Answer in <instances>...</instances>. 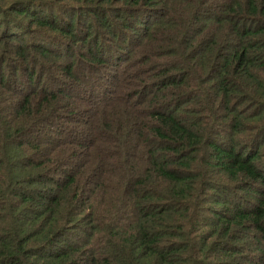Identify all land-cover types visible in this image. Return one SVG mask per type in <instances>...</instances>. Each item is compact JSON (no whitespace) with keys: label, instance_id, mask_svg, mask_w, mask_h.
<instances>
[{"label":"trees","instance_id":"1","mask_svg":"<svg viewBox=\"0 0 264 264\" xmlns=\"http://www.w3.org/2000/svg\"><path fill=\"white\" fill-rule=\"evenodd\" d=\"M0 264H264V0H0Z\"/></svg>","mask_w":264,"mask_h":264}]
</instances>
